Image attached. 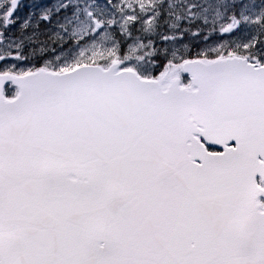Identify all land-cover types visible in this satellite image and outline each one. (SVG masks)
<instances>
[{"label": "snow or ice", "instance_id": "6c2138e0", "mask_svg": "<svg viewBox=\"0 0 264 264\" xmlns=\"http://www.w3.org/2000/svg\"><path fill=\"white\" fill-rule=\"evenodd\" d=\"M0 264H264V0H0Z\"/></svg>", "mask_w": 264, "mask_h": 264}, {"label": "rangeland", "instance_id": "374dc122", "mask_svg": "<svg viewBox=\"0 0 264 264\" xmlns=\"http://www.w3.org/2000/svg\"><path fill=\"white\" fill-rule=\"evenodd\" d=\"M39 2L40 3H48L49 2V0H39ZM101 2H103V0H101ZM31 3V0H27L26 2H24L23 4L24 5H28V4H30ZM28 9H27V7H25V8H22L21 9V15H23L26 11H27ZM247 38V36H246V34H245V32H237V33H235L233 36H231V37H229V39H236V40H240V39H246ZM218 37H212L208 42L209 43H211V42H214V41H217L218 42Z\"/></svg>", "mask_w": 264, "mask_h": 264}, {"label": "water", "instance_id": "95a60500", "mask_svg": "<svg viewBox=\"0 0 264 264\" xmlns=\"http://www.w3.org/2000/svg\"><path fill=\"white\" fill-rule=\"evenodd\" d=\"M22 1V0H21Z\"/></svg>", "mask_w": 264, "mask_h": 264}]
</instances>
